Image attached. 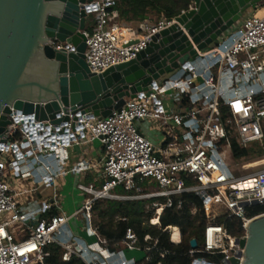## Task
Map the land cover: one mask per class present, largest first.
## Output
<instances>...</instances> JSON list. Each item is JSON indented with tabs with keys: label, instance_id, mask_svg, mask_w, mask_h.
Listing matches in <instances>:
<instances>
[{
	"label": "built area",
	"instance_id": "1",
	"mask_svg": "<svg viewBox=\"0 0 264 264\" xmlns=\"http://www.w3.org/2000/svg\"><path fill=\"white\" fill-rule=\"evenodd\" d=\"M116 1L86 4L81 34L90 73L128 62L174 21L165 15L154 23L145 20L133 36L118 21ZM258 6L247 10L215 44L197 51L195 60L147 91L124 96L121 110L106 118L70 108L46 121L19 112L8 115L0 142V264H43L50 244L64 250L63 261L74 255L83 264H135V258L125 257L141 250L134 232L126 229L123 240L109 251L98 233L94 203L156 200L148 208L151 224L154 207L160 205L162 214L172 208L173 198L185 193L199 198L206 220L202 244L189 251L191 264H231V259L242 264L239 241L246 239L249 221L264 214L247 216L249 208L264 207V168L235 174L230 143L240 148L258 145L264 151V8L260 14ZM135 39L138 42L129 45ZM50 45L73 51L66 42ZM146 127L158 134V142L146 136ZM95 142L102 151L99 160L79 151L69 163V150ZM87 172L97 176L99 185L77 184L78 193L85 196L80 207L66 215L57 181ZM39 187L53 190L50 199L34 198ZM52 208L55 215H49ZM220 216L238 219L241 235L215 224ZM70 221L80 224L95 244L67 231ZM165 230L171 243H180L178 227Z\"/></svg>",
	"mask_w": 264,
	"mask_h": 264
},
{
	"label": "water",
	"instance_id": "2",
	"mask_svg": "<svg viewBox=\"0 0 264 264\" xmlns=\"http://www.w3.org/2000/svg\"><path fill=\"white\" fill-rule=\"evenodd\" d=\"M92 1L0 0V142L12 113L46 121L67 108L102 118L119 112L124 96L147 91L154 82L195 60L197 51L215 44L247 10L264 2L191 0L188 10L154 34L134 58L93 74L84 60L81 34L86 4ZM51 41L71 44L73 51L55 50ZM246 230V239L239 241L242 264H264V214L253 217ZM191 248H197L195 241Z\"/></svg>",
	"mask_w": 264,
	"mask_h": 264
},
{
	"label": "trees",
	"instance_id": "3",
	"mask_svg": "<svg viewBox=\"0 0 264 264\" xmlns=\"http://www.w3.org/2000/svg\"><path fill=\"white\" fill-rule=\"evenodd\" d=\"M190 4L191 0H117L113 10L118 15V21L140 23L150 16H155L156 21L163 15L166 18H174L182 11L188 10ZM230 151L234 160L264 155L263 149L258 145L240 148L234 141L230 143ZM141 187L145 188L146 183L141 184ZM151 201L152 199L104 200L94 203L92 212L95 216V223L100 237L107 242L108 250H115L117 244L123 240L126 229H131L137 238L140 249L145 252L144 259L135 264H191L192 259L189 251L192 249V241L197 243V247L203 241L206 220L201 201L194 193H185L179 198H173L172 208L165 209L162 214L160 213L161 216L159 218L160 214L158 215L157 224L153 225L148 223L149 214L146 209V205ZM178 204L180 207L177 209ZM193 209L195 213H192ZM263 212V206H254L247 210V216L253 217ZM56 213L57 211L52 208L49 215ZM122 218L124 221L121 220ZM214 222L224 226L233 236H239L242 233L241 222L238 219L220 216ZM169 226L179 228L181 234L179 244L171 243L169 234L165 230ZM145 236L149 237L147 241L143 240ZM44 250L47 256L43 264H83L74 255L68 261H63L64 250L56 244H50Z\"/></svg>",
	"mask_w": 264,
	"mask_h": 264
},
{
	"label": "crops",
	"instance_id": "4",
	"mask_svg": "<svg viewBox=\"0 0 264 264\" xmlns=\"http://www.w3.org/2000/svg\"><path fill=\"white\" fill-rule=\"evenodd\" d=\"M145 21V20H144ZM146 21L151 22L150 18H147ZM119 23L121 25H123L124 27H126L129 30V33L133 36H135L140 28V25L142 22L137 23V22H131V23H127L124 22L122 20H119ZM145 134L146 136L153 142H158L159 140V136L155 131H150L147 129V127L145 128ZM81 147H75L72 150L69 151V156H70V161L69 163H72V155L74 152H84L85 156L87 158L93 159V160H99L102 154L101 151V147L100 145L95 142L92 145H88L85 146V148L83 149ZM76 179L78 184H81L78 180L83 179L85 181H87L88 184H94V185H99V181L97 179V176L95 174H93L92 172H87L85 174H82L80 176H73L71 174L66 175L64 178H62L61 180L57 181V184H59L60 186H62V188H66L67 183L71 180V179ZM59 182V183H58ZM52 189H46L44 187H39L36 191V193L34 194V198L38 201L43 200V199H50L49 197L52 195ZM64 189L62 191V193H60L61 198H60V204L64 210V213L66 215L72 213L73 210L77 209L80 207L82 200H80L79 198L81 197V195L79 193H77L75 196H71L70 192H66L64 193ZM80 224H78L76 221H70L69 225L67 227V231H71L73 232V234L81 237L87 244L89 245H94L95 244V239L91 236H89L86 232H83L80 230L79 228ZM126 258H135L134 257V251L132 252H127L125 254ZM136 259V258H135Z\"/></svg>",
	"mask_w": 264,
	"mask_h": 264
},
{
	"label": "rangeland",
	"instance_id": "5",
	"mask_svg": "<svg viewBox=\"0 0 264 264\" xmlns=\"http://www.w3.org/2000/svg\"><path fill=\"white\" fill-rule=\"evenodd\" d=\"M262 8H264V2L261 3L259 6H258V9H259V13L262 14L263 13V10H261ZM150 23H154L156 22V17L155 16H150ZM168 75H166L164 78H167ZM83 149L85 148V146L82 147ZM70 151V150H69ZM264 156H259V157H252V158H246V159H240V160H233L230 158V162L232 163V166L235 170V174L237 175H242V174H247L251 171H258L262 168H264V161H261L262 158ZM252 164V163H255L253 167L251 168H248V169H242L241 167L244 165V164ZM81 184L83 185H87V181L83 180V179H80L78 180ZM59 183V182H58ZM77 180L76 179H71L68 183H67V186L66 188H62V186L57 190L58 193H62L63 189H64V193L66 192H70L71 193V196H75L77 193H78V190L76 189V185H77ZM147 191V190H145ZM63 193V195H64ZM81 197L79 198L80 200H83L84 198V194H80ZM145 200H150V199H145ZM153 202H158V201H154L152 200L150 203H148L146 205V209L148 210V208L151 206V204ZM134 257L136 258V261L139 262L141 260L144 259L145 257V252L142 251V250H139V251H134Z\"/></svg>",
	"mask_w": 264,
	"mask_h": 264
},
{
	"label": "bare ground",
	"instance_id": "6",
	"mask_svg": "<svg viewBox=\"0 0 264 264\" xmlns=\"http://www.w3.org/2000/svg\"><path fill=\"white\" fill-rule=\"evenodd\" d=\"M162 208L160 205H157L156 207H154L151 211L152 213V218L150 219L151 224H157L158 221V215L161 213ZM175 227V226H173ZM173 229V228H172Z\"/></svg>",
	"mask_w": 264,
	"mask_h": 264
}]
</instances>
